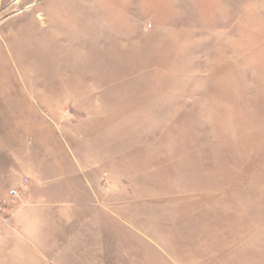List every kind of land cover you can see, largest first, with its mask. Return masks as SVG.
<instances>
[{"label":"rangeland","instance_id":"1","mask_svg":"<svg viewBox=\"0 0 264 264\" xmlns=\"http://www.w3.org/2000/svg\"><path fill=\"white\" fill-rule=\"evenodd\" d=\"M3 85L0 264H264V0H0Z\"/></svg>","mask_w":264,"mask_h":264},{"label":"crops","instance_id":"2","mask_svg":"<svg viewBox=\"0 0 264 264\" xmlns=\"http://www.w3.org/2000/svg\"><path fill=\"white\" fill-rule=\"evenodd\" d=\"M33 5L34 4L30 5V7ZM20 97H21V95L18 93L13 96L11 94L10 87L5 86V85L0 86V116L1 115L3 116V119H2L3 123L0 124V170H2L5 173V176L7 177V179L10 180L9 182H11L12 177L15 178L17 174H19V173L23 174V172L25 170H27V168L25 166H30L34 170H37L38 166H43L42 153H39L40 154V157H39L37 149H35V148L30 153L28 152V149H27L26 143H25V139L27 138L26 137L27 135L22 130V126L20 125L19 129H17V127H15V130H12V127H11V123H12L11 118L20 116L21 113L23 112L22 110H20V109L18 110L16 108L18 106L19 107L21 106L18 104L22 102V98L17 99ZM13 140H15V141L13 142ZM35 146H36V144H35ZM77 166H80V164L77 163ZM17 181H18V186L21 188V192L16 189L18 191V194L20 193V197H22V194L23 195L26 194L25 192H23V189H25V191H30V192L32 191L31 187L29 189L24 187V182H23V180H21V176H20V179H18ZM5 193L7 195L8 192L6 191ZM9 197L12 198L14 196H9ZM69 198H70L69 201L71 202V206H69V213H71L72 216H75L76 215L75 206L77 205L76 204L77 201L75 200L74 195L69 196ZM17 201H19V200H17ZM79 202H80V200H79ZM20 203L21 202H18L17 204L20 207V210H22L23 207L21 206ZM10 205H12V204H10ZM10 207L11 206H8V208H10ZM33 207H34L35 212L38 211L39 208H38L37 203L34 204ZM8 208H6V210H8ZM30 208H32V207H30ZM25 211L27 213L26 214L27 218H28L27 221L30 222L29 218H30V215L32 214V211L30 209H27V208L25 209ZM25 211L24 210L22 211V215L20 217V219H21L20 223L21 224L24 220ZM68 218H69V216H68ZM25 220H26V217H25ZM74 220H75V218H74Z\"/></svg>","mask_w":264,"mask_h":264},{"label":"built area","instance_id":"3","mask_svg":"<svg viewBox=\"0 0 264 264\" xmlns=\"http://www.w3.org/2000/svg\"><path fill=\"white\" fill-rule=\"evenodd\" d=\"M9 195L10 196H16V195H18V191L16 189L10 190ZM3 208H4L3 205L0 204V213H1V211H3Z\"/></svg>","mask_w":264,"mask_h":264}]
</instances>
